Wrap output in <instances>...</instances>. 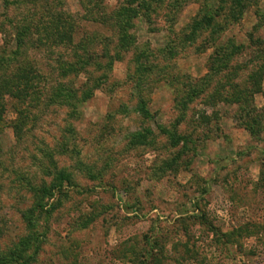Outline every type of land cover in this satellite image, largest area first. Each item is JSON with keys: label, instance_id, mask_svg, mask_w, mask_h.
Instances as JSON below:
<instances>
[{"label": "rangeland", "instance_id": "rangeland-1", "mask_svg": "<svg viewBox=\"0 0 264 264\" xmlns=\"http://www.w3.org/2000/svg\"><path fill=\"white\" fill-rule=\"evenodd\" d=\"M3 1L0 23L9 32ZM11 1L9 18L16 16ZM246 2L163 0L149 20L133 21L129 48L110 26L81 19L79 0L52 2L75 17L76 42L100 40L92 56L101 66L58 81L78 94L88 90L75 117L40 106L23 143L6 128L3 153L12 160L0 169V251L27 233L21 213L42 196L17 188L9 171L27 174L37 189L62 170L76 187L42 210L50 231L35 264H130L133 248L150 250V264H264V70L259 93L249 78L264 63V0ZM119 3L102 6L110 13ZM170 10L173 17H164ZM199 14L215 15L216 25L194 30ZM48 56L38 48L28 60L51 77L42 86L50 93L57 78ZM236 94L240 103L231 101ZM138 98L152 119L136 111Z\"/></svg>", "mask_w": 264, "mask_h": 264}, {"label": "trees", "instance_id": "trees-1", "mask_svg": "<svg viewBox=\"0 0 264 264\" xmlns=\"http://www.w3.org/2000/svg\"><path fill=\"white\" fill-rule=\"evenodd\" d=\"M7 1L9 2V0ZM7 1H3V5L6 8L3 17L4 22L5 20L8 21L9 32L5 31L4 25L0 23V32L3 34V43L0 46V169L2 172L9 170L6 167V161L8 164V160H12L10 158L12 152H8V154L3 153L2 136H4L6 128H10L13 137L18 142H22L26 134H30L32 131L35 121L37 122L33 110L39 109L40 106L44 110L52 106L56 108L59 105V107L70 109V116L75 117L79 99H82V95L88 93V90H82L78 94L80 89H64L62 85L59 86L61 82L58 81L67 78L68 74L75 76L85 72L90 67L99 69L101 66H95L96 57L94 59L92 56L93 45L96 41L100 42V40L96 36L91 37L87 35L83 40L76 42L74 40L77 27L76 19L72 14L57 10L54 7L53 3L57 4L59 0H14L11 4L16 6V9H14L16 16L12 18L8 17L9 11L7 9L9 4ZM27 1L33 7L21 9L19 6L22 3H28ZM79 1L82 5L81 19L110 26L118 37L117 42L125 45L126 48H129V45H131L127 41V31L132 27L133 21L138 18L149 20L153 14H156L158 6L163 3V0H120L119 5L112 12L108 13L105 6H102L103 0ZM232 1L240 5L242 0ZM35 4L39 6L38 9L35 7ZM245 6H248V2L240 5V8L244 9ZM206 11L210 12V9L207 8ZM170 13H172L171 10L164 17L171 15V19L173 15ZM214 16L208 14L201 15L200 19L196 20L197 26L195 25L194 30L198 29L200 31L201 27L216 25L214 23ZM241 16L240 14L239 17ZM188 38L190 41L195 39L192 33ZM10 44L12 47L9 46ZM38 48L45 49L46 55H51L48 56V59L56 64L52 74L57 78L55 80L57 82L55 83V88L50 93L44 92L42 86L43 82H45L44 80L50 81L51 77L46 78V76H43L44 74L42 75L35 64L28 60L29 51H35ZM67 53H69V58L71 59H64L63 55ZM216 55L218 54L216 53ZM104 57L107 56L104 54ZM259 58L264 62V53L259 55ZM111 63L109 62L108 64L111 65ZM103 68L107 72L110 66L105 65ZM257 69L259 72L256 71L249 75V78H255L254 80L256 81L251 86L253 87L252 94L260 92V81L258 80H260L261 76L257 74L262 73V70H264V63L260 64ZM209 70L210 73L213 72L211 66ZM89 80L96 84L95 79L89 78ZM210 80L208 74L204 82L207 84ZM141 81H144V78ZM83 87H85V84H83ZM91 88L94 89L92 86ZM232 98L233 100L231 101L233 103L236 101L240 103L242 100L240 94L233 95ZM7 100L12 101L10 112L13 115L12 120L6 119L10 109L8 108ZM137 101L136 111L143 118L152 119L153 115L146 107L145 100L138 98ZM144 133H148V130H145ZM60 149V153L66 151L63 147ZM48 152H44L43 157H50ZM9 172L13 176V179L15 178L13 184H17V188L24 187L25 190L29 188L27 191L30 193H42V196L33 197L31 206L21 213L27 233L19 237L10 250L0 251V264H35L41 251V246L50 231V227L45 221V219L49 220L48 212L46 211L44 215L41 214L42 210L47 206L52 207L53 205H49L48 203L54 198L60 202V199L69 193V189L75 188L76 184L72 181L73 178L69 174L59 170L56 172V178L54 181L52 180L53 182L50 185L41 180L40 185L36 189V185L33 184L32 186L30 184L31 180L28 177L25 178L27 174H22L16 169H11ZM41 173L45 176L50 175L46 170ZM131 253L132 258H128L130 264H150V258L155 257L150 250L137 253L133 248ZM154 262L155 264H159V260L156 263L155 259Z\"/></svg>", "mask_w": 264, "mask_h": 264}]
</instances>
